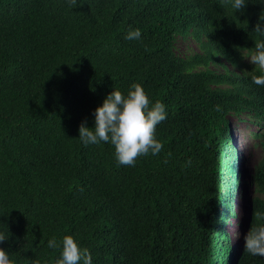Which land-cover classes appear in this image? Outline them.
I'll use <instances>...</instances> for the list:
<instances>
[{
    "label": "trees",
    "instance_id": "1",
    "mask_svg": "<svg viewBox=\"0 0 264 264\" xmlns=\"http://www.w3.org/2000/svg\"><path fill=\"white\" fill-rule=\"evenodd\" d=\"M261 11L262 0L239 13L221 0H0V247L14 264H54L47 241L64 235L93 264H264L243 248L264 210V86L244 62ZM136 28L139 40L124 39ZM178 39L199 51L178 54ZM132 83L166 105L162 148L118 165L110 143L76 139L78 126ZM243 116L263 156L233 247L244 176L231 119Z\"/></svg>",
    "mask_w": 264,
    "mask_h": 264
},
{
    "label": "clouds",
    "instance_id": "2",
    "mask_svg": "<svg viewBox=\"0 0 264 264\" xmlns=\"http://www.w3.org/2000/svg\"><path fill=\"white\" fill-rule=\"evenodd\" d=\"M221 2L230 7L233 13H239L247 0ZM252 32L256 38L247 60L260 69L259 75L252 76V82L264 86V11L257 17ZM140 38L139 28L128 30L124 36L126 40ZM91 116L92 127L87 126V121H82L78 126L76 139L84 146L101 142L110 143L114 148V159L118 165L134 166L137 157L149 153L156 155L162 148V144L155 138V128L167 118L166 105L158 100L150 101L144 88L138 83H132L126 94L113 87L92 110ZM252 168L242 166V175L244 180L247 178L249 188ZM253 218L254 222L243 236V248L250 255L264 257V210L256 209ZM9 235L0 232V244L6 242ZM231 243L233 246L232 238ZM46 246L49 249H59L54 264H93L90 251L81 247L72 235H64L59 241L52 237L48 239ZM0 264H14L9 252L3 247H0Z\"/></svg>",
    "mask_w": 264,
    "mask_h": 264
},
{
    "label": "rangeland",
    "instance_id": "3",
    "mask_svg": "<svg viewBox=\"0 0 264 264\" xmlns=\"http://www.w3.org/2000/svg\"><path fill=\"white\" fill-rule=\"evenodd\" d=\"M176 51L178 54L183 55L185 57L192 55L195 52L199 51L198 46L194 41L191 39L187 40L186 42H182L180 39L177 40L176 44ZM249 55L244 56V62L251 64L247 58ZM227 67L230 70H234L235 72L239 73L238 70L234 69L233 67L229 66L226 64ZM218 71L222 72L221 69ZM243 123H239L236 121L235 118L231 119V122L233 126H235V131L234 135H236L235 139V145L238 149L239 153V160L241 162V165L244 166L245 168H252L256 161H258L262 156V150L255 147V144L251 138V133L255 130V126L251 124L250 122L247 121V119L243 116ZM242 176V174H241ZM244 183L241 188L238 186H234L236 189L235 191V205H236V216L233 219V224L229 228L233 246H236L239 244L240 239H241V234L243 231V226L252 218V206H251V201L250 200V195L252 194V184L251 187L249 188V184L246 180L241 181ZM244 190L248 193V198L243 197L244 196ZM250 203V204H249ZM238 234L239 237H238Z\"/></svg>",
    "mask_w": 264,
    "mask_h": 264
}]
</instances>
